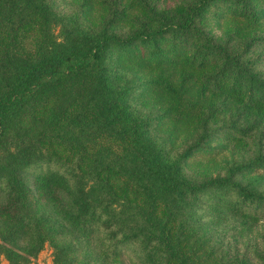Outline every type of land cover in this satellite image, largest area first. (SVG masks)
Listing matches in <instances>:
<instances>
[{"label": "trees", "instance_id": "obj_1", "mask_svg": "<svg viewBox=\"0 0 264 264\" xmlns=\"http://www.w3.org/2000/svg\"><path fill=\"white\" fill-rule=\"evenodd\" d=\"M73 1L0 0V255L209 264L207 210L264 218V0ZM197 156L216 173L189 176ZM42 201L63 206L31 218ZM249 250L227 264H264Z\"/></svg>", "mask_w": 264, "mask_h": 264}, {"label": "rangeland", "instance_id": "obj_2", "mask_svg": "<svg viewBox=\"0 0 264 264\" xmlns=\"http://www.w3.org/2000/svg\"><path fill=\"white\" fill-rule=\"evenodd\" d=\"M73 7V0H70V2L68 0V3L65 2V8H67L68 11H71V8L73 9ZM228 26V23L222 22L220 30L214 28V31L218 33L221 29ZM56 31L57 30H55V32ZM39 38H41V29L35 24V26L27 29L25 32H20L14 45L18 48L22 46V51L31 53ZM223 155L227 154L221 153L216 156L215 159H211V162L215 163L220 161L223 158ZM196 159L197 161H192L188 169H186V173L189 176L201 179L210 173H216L217 166H212V164L208 162L209 158L202 159L201 156H197ZM24 180L29 188H34L33 175L24 174ZM56 196L65 206L69 205L67 197L62 192H56ZM47 204H49L47 201H42L40 206L34 205L37 210L33 209L34 207L30 209L27 208V214L31 217L35 212L40 210L47 213H53L56 210H60L63 206V204L62 206H56L54 204L49 206ZM3 205H8V200L4 194H1L0 206ZM13 209L14 207L12 210ZM207 211L209 212H205L206 214L204 215L203 223H207V221H210L211 219L213 222L211 226H205V237L209 239V244L216 248V252L212 256L209 264H227L228 261L232 260L231 257L233 255L242 256L246 254L248 256H253L249 250L251 245L256 243L260 244L264 241V218H260L254 222L248 220V223L246 224L242 220H238V218L225 215L217 216V214H214L211 210ZM14 214L15 212L13 211V215ZM97 253L101 255L99 248L96 245L89 244L79 255V259L80 261H86L90 264H96L97 261L94 257H96ZM129 255L131 256V254L122 255L119 258L120 264H134ZM0 264H9L3 255H0ZM26 264H53V247L51 243L46 241L43 249Z\"/></svg>", "mask_w": 264, "mask_h": 264}]
</instances>
